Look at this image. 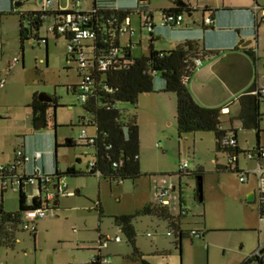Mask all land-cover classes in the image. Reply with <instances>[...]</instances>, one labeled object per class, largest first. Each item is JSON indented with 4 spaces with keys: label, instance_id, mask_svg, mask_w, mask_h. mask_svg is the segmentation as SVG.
<instances>
[{
    "label": "rangeland",
    "instance_id": "1",
    "mask_svg": "<svg viewBox=\"0 0 264 264\" xmlns=\"http://www.w3.org/2000/svg\"><path fill=\"white\" fill-rule=\"evenodd\" d=\"M38 1L24 2L19 11L39 10ZM226 1L227 6L244 4V0ZM199 2L202 6L207 4L213 7L214 11L222 10V0ZM70 5V0H62L63 7L69 8ZM84 5L85 9L92 10L93 0H84ZM124 5L130 6L131 11L135 12L130 18L135 33L132 41L134 44L141 41V44L135 45L131 50L133 58L149 54L151 33L143 28V23L151 15L156 26L153 32L156 51L173 49L185 34L191 41H201L204 47V36L210 41L215 37L211 28H202V9L192 17L183 13L184 25L170 29L161 27L160 21L161 11L174 6L172 0H96L99 9ZM193 19L196 23L192 22ZM186 24L189 30L196 31L181 33L182 30L185 31ZM49 26L50 23L45 22L37 36L47 38L48 45L32 37L25 41L22 52L18 15L11 14V10L0 14V50L4 46L0 54V80L4 78L7 81L6 88H0V147L14 155L21 148L34 153L45 151L46 146L51 145L52 153L47 158L54 171L57 169L66 172L73 165L84 172L90 158L81 156V165H77L75 159L82 153V149L79 146L66 148L63 145L66 140L77 139L82 129L75 125L82 119L88 122L90 117L79 103L78 97L72 94L71 87L76 86L79 80L76 66L67 62L66 42L64 38L48 34ZM231 30L234 29L219 31L218 35L232 32ZM197 34L203 35V38L193 39ZM129 37V34L120 36L122 48L128 46ZM263 38L262 36L258 51V72L256 73L251 60V84L245 91L252 89L257 76L260 86L264 87ZM252 47L255 50L257 45ZM14 58H18L20 62L14 64ZM154 82L155 87L164 83L160 77H156ZM34 92L57 98L59 102L58 108L47 110L42 129H36L32 110L27 107ZM241 96L231 98L230 106L233 111L229 118L239 114L240 109L236 112L234 110ZM119 107L127 110L137 108L140 112L137 124L141 177L112 186L97 177L65 178L69 191L79 190L80 196H60L57 210L47 211L45 219L29 223L37 227L35 239L30 232L19 229L13 247H0V264H89L93 250L99 247L100 236L109 239L120 237L122 241L120 244L112 241L109 249L103 250L105 257L107 251L110 254L107 256L110 264H142L139 260H132L135 249L147 264H242L250 258L264 242V229L260 228L257 205L248 204L247 197H241L240 191L245 187L254 190L255 180L242 185L236 173L225 171L228 155L218 150L213 133L179 137L174 95L142 94L137 105L121 104ZM260 113L259 142L264 146V104L260 105ZM232 127L237 130L239 147L243 152L256 149L255 131L242 130L241 124L236 120ZM86 132L92 134L93 130L86 129ZM55 144L59 146L56 152ZM184 163L188 164L189 172L202 170L201 203L196 197V176L179 174ZM239 164L241 171L247 166H254L243 155H239ZM163 188L168 189L173 208L178 207L177 199L180 197L188 211V215L182 219L183 230L209 231L204 239L194 236L193 239H184L181 246H178L175 236L169 235L172 230L167 222L156 217L136 216L145 206L156 204V195ZM36 189V186L28 184L25 190L36 193ZM98 203L102 207V218L95 210ZM53 207L52 204L51 208ZM5 209L13 212L19 210L18 193L6 192ZM173 213L178 215L177 211ZM124 215L135 216L132 222L136 233L134 245L129 243L127 236L115 224L114 217ZM26 224L28 222L24 221L23 226Z\"/></svg>",
    "mask_w": 264,
    "mask_h": 264
},
{
    "label": "trees",
    "instance_id": "2",
    "mask_svg": "<svg viewBox=\"0 0 264 264\" xmlns=\"http://www.w3.org/2000/svg\"><path fill=\"white\" fill-rule=\"evenodd\" d=\"M26 1L30 0H24V2ZM19 9L15 8L11 0V14L18 15L20 20V42L23 52V46L26 40L32 37L36 41L38 40L36 30L46 20L40 16L35 18L39 15L37 11L20 12ZM208 10L204 9V12H209ZM192 12L193 10L190 4L178 1L175 3V7L164 10L161 14L180 15L183 13L191 14ZM134 13L131 10H99L94 5L92 11L87 14L90 21L85 25V28L95 32L97 36L96 47L98 49H104L106 51L110 48H116L131 54L129 49L122 48L120 45V28L125 20L131 18ZM44 14L57 25H63L66 17L72 14V10H54ZM203 28L204 30L207 29L206 27ZM68 34L58 36L54 33L52 35L55 38H64L67 44L70 35ZM150 35V49L147 56L140 58H133L132 56L122 58L118 60L117 66L110 67L103 72H95L94 90L88 101L82 105L90 117L89 121L86 122L85 119H82L75 125L81 128L82 131H86V129L93 130L92 134L86 132L88 135L94 137L93 145H82L74 140H66L63 145L66 148L79 146L88 149L92 154L91 162L94 163V166L89 168L91 162H88L87 170L84 172L76 170L75 168H68L64 173L56 172L51 175L52 178L61 180L65 178L96 177V173L98 172L100 173V179L106 181L111 186L119 185L126 180L140 178L139 127L135 116L127 118L126 122L122 121V115L125 109L119 106L121 104L134 106L138 104L140 95L156 94L157 91L155 90L154 82L156 77L162 78L164 82V88L160 93L172 94L176 98V121L179 137L181 138L184 135L196 133H213L217 139L218 150L228 155V165L224 168L225 171L234 172L238 175L240 170L236 168L232 171L229 160L232 156L244 155L246 153L241 151L238 146L229 148L221 145V139L226 133L225 130H233L234 120L239 121L242 130L255 131L258 144L256 148L260 146V121L262 117L260 105L264 104V102L261 95H252V92L256 89H251L239 99V114L234 118H229L231 117L230 114L225 115L222 113L225 106L220 108L201 106L194 99L188 88L189 80L199 68L195 66L197 60L203 63L205 60L217 57L218 52L207 51L201 41H186L169 51L159 52L154 49L153 33ZM254 54V51L249 53L253 62H255ZM67 58H72V55H67ZM71 63L76 66L75 61L71 60ZM76 72L78 76L77 66ZM74 89H76V96L78 97V85L74 86ZM30 108L32 110L33 121L37 123L39 120H44L47 110L50 108H58V104L49 105L40 103L38 95H34ZM225 125H229L228 128H223ZM234 133L237 134V130H234ZM58 147L55 144V152ZM201 171H179V174L186 176L195 175L198 179L201 177ZM54 189H56V185H54ZM1 193L4 194L5 191ZM18 195L19 210L17 212H6L3 208L2 197L0 198V247L4 246L7 248L15 245L17 231L19 229L25 231L22 226L28 212L43 207L47 210L49 209L48 203L44 201L42 195L32 199L31 203L28 202L24 188H22ZM196 197L199 202L198 189L196 191ZM95 210H97L99 217L102 218L103 211L101 204L98 203ZM136 216L156 217L161 221L167 222L172 230V233H169V235L175 236L178 246L182 244L184 239H193L194 235H199V239H204L207 233L183 230L182 219L186 215L180 213L178 216H174L169 206L160 204L145 206ZM134 218L135 216L128 215L114 217L115 224L121 228L122 232L127 236L129 243L132 245L135 243L136 236L132 224ZM36 231L30 232L34 238ZM105 239L103 236H100L99 242ZM262 257L251 256L244 264H251L253 262L263 264ZM132 260H139L142 264H147L143 260V256L136 249Z\"/></svg>",
    "mask_w": 264,
    "mask_h": 264
},
{
    "label": "built area",
    "instance_id": "3",
    "mask_svg": "<svg viewBox=\"0 0 264 264\" xmlns=\"http://www.w3.org/2000/svg\"><path fill=\"white\" fill-rule=\"evenodd\" d=\"M72 14L68 15L65 19V23L62 25H57L52 20H49L47 15L44 13L52 12L55 9L57 0H41L40 9L37 10L38 14L35 18L41 17L42 19L48 21L50 26L47 30L48 34H56L58 36H63L69 33V40L66 44V54L72 55L71 60L76 62L78 67V76L79 83L77 84L78 89V101L80 104H85L90 95L94 90V74L95 72H103L108 70L110 67L117 66L119 59L127 58V51L119 50L116 48H110L109 50L104 51L96 47L97 36L94 31L86 29L85 25L90 21L88 17V12L82 11L81 4L84 0H70ZM12 4L24 5V0H12ZM16 8V7H15ZM67 11V10H63ZM255 14L261 12V18L256 19V23L264 22V8H261L257 5L254 7ZM183 15H162L160 26L164 28H172L180 26L183 22ZM213 22L211 19L207 18L204 21L205 26L211 25ZM155 23L150 18H146L143 23V28L149 30L150 33L155 29ZM123 34H129L130 39L134 37V31L131 27V19L127 18L124 24L120 28V36ZM45 42V40H37ZM95 44V46H93ZM134 45L129 43L125 49H131ZM1 52V50H0ZM105 52V53H104ZM103 54V55H102ZM97 55V56H96ZM96 56V57H95ZM14 64L19 63V59H14ZM116 64V65H115ZM202 62L197 60L195 62L196 67H200ZM6 85V80H0V88H4ZM252 95H261L264 102V88H258ZM223 114H230L229 106H225L222 110ZM122 121L126 122L127 117L122 115ZM233 130H225V135L221 139V145L223 147L235 148L238 146L237 134ZM94 137L88 135L86 131H82L75 141L79 142L82 145H93ZM15 160L13 164L8 166H0V190L2 191H12L13 193H20L22 188H26L29 184L36 186L38 194L33 197L36 198L39 195L44 196V201L47 203L52 202L55 198L64 196L72 197L75 194L69 191L68 185L65 179L57 180L52 178L51 175H44L36 167L32 172L27 173L25 167L31 163L36 162L41 158V153L35 152L31 155L24 153L22 150H17L15 152ZM244 158L248 162L254 163L253 168L245 169L238 174V181L240 184H247L250 179L255 180L256 189H255V204L258 207L259 223L260 228L264 229V146H259L258 148L246 152ZM239 155L232 156L229 160V164L232 166L238 163ZM94 163L89 164V168L93 167ZM189 166L187 163H184L180 167L181 172H186ZM96 177L100 179V173H96ZM56 185V189H54ZM156 204L163 206H170V198L168 189H161L160 192L156 195ZM47 209L39 208L35 211L28 212L25 217V221L28 224L23 226L25 231L34 232L36 230L35 226L29 225V223H34L37 220H41L46 217ZM184 211L182 210V214ZM199 238V235H194ZM119 243L121 240L119 237L114 239L106 238L102 242H99V247L94 251L93 255L90 258L89 264H110L108 257L102 255L103 250L107 249L109 242ZM264 252V243L260 244L259 249L252 255L255 257L261 258Z\"/></svg>",
    "mask_w": 264,
    "mask_h": 264
},
{
    "label": "crops",
    "instance_id": "4",
    "mask_svg": "<svg viewBox=\"0 0 264 264\" xmlns=\"http://www.w3.org/2000/svg\"><path fill=\"white\" fill-rule=\"evenodd\" d=\"M184 2L190 4L191 9L193 10V12L191 14H188L191 17H192V15H194L195 13L199 12L202 9V18H203L202 28L203 27H206L207 29L211 28L212 29L211 31L213 32L212 34L215 36L214 39H211V41L209 40V38L207 36H204L205 46H206L204 48L207 51L218 52L217 57L205 60L202 63V65L194 73L193 77L189 80L188 88H189L192 96L194 97V99L201 106L207 107V108H220V107H224L225 105H228L230 115H232L233 110H232V107L230 106L231 105L230 104L231 98H233L235 95H242L243 96L246 92L251 90L250 89L248 91H245V89H248V87L251 84L253 66H252V61H251L252 59L250 58L249 53H251L252 51L255 52V54H254L255 55V62H253L254 63V69H255L256 73L258 72L257 65H258V61L260 60V58L258 56V51H259L261 38H262V36L264 37V31H262V25H264L263 24L264 22H261V24L258 23V25H256L257 24L256 19L261 18L262 14H261V12L258 14H255L254 7H255V5H257L261 8H264V0H244V4H242L240 6H236V7L227 6V1L222 0V8H221L222 12L219 11V9H215V11H214L213 7H209L207 4H204L202 6L200 4L199 0H195V2H192L191 0H184ZM172 3L174 4V6L169 7V8H164L162 11L169 10V9L175 7L176 1L172 0ZM71 5L69 8L63 7L62 6V0H57V3L55 5V9L56 10H70ZM94 5L96 6V0H93V6ZM21 7H19V8H21ZM96 8H97V6H96ZM10 9H11V0H0V14H4V13L8 12ZM97 9H99V8H97ZM108 9L122 10V11H128V10L130 11L131 10L130 6H128V5H124V6L118 7V8H104V9H99V10H108ZM204 9H209L208 10L209 12H204ZM81 10L82 11H89V10L85 9L84 1L81 4ZM162 11H161V13H162ZM142 13L144 14V12H142ZM207 14H208V16H206ZM225 14H227V15H225ZM150 17L153 20L152 15ZM207 18L211 19L213 22L209 26L204 25V21ZM18 19H19V17H18ZM192 22L196 23V20L193 19ZM184 23H185V20L183 19L182 24L180 26L175 27V28L182 27L184 25ZM43 25L44 24H41L37 28L36 33H38V35H39V31L43 27ZM227 25H231V26H227ZM256 27H258L257 32H255ZM16 28H15V30H16ZM18 28L20 30V20H19V27ZM155 29H156V27H155ZM171 29H173V28H171ZM189 29H190L189 26L186 24L185 31L182 30L181 33H188V32H192V31H196V30H189ZM226 29H234V30H231L232 32H228L224 35H218L219 31H225ZM154 30H153V32H154ZM203 30H204V28H203ZM201 38H203V35L197 34L195 36V38H193V39H201ZM40 39H45L46 40L45 44L48 45V39L47 38L39 36L38 40H40ZM132 40L133 39L129 38L128 45H129L130 41L134 46L141 44V41H139V44H134V42ZM250 40L252 41V44H250L246 48H243L242 47L243 45L241 46L242 43H244L245 41H250ZM186 41H191L187 34H185V37H183V38L181 37V39L178 40V43H179L178 45L183 44ZM254 44L257 45L255 50L252 47ZM120 45H121V42H120ZM3 47L4 46H2L1 52L3 51ZM133 47H132V49H133ZM123 48H126V47L124 46ZM1 52H0V54H1ZM67 62L72 64L70 58L69 59L67 58ZM6 86H7V81H6V85L4 88H6ZM163 88H164V83L163 84L160 83L157 87H155V90L157 91V93H160L163 90ZM253 88H255V89L264 88V87L260 86V81H259L258 76L256 77V79L254 81V86L252 87V89ZM34 95H38V93L34 92V94L32 95V100H33ZM152 100L155 101L156 99H152ZM31 102L32 101L30 100V102L27 104V107H30ZM239 106H240V104L238 103V105L236 106L237 107L236 110H234L235 112L238 109H240ZM31 114H32V112H31ZM123 115L127 118L135 116L136 122H138L140 119V112L137 108H132L130 110L125 109V112L123 113ZM32 118H33V115H32ZM44 126H45V124H44ZM72 140H74V139H72ZM237 141H238V138H237ZM260 146H261V144H260ZM238 147H239V141H238ZM80 148L82 149V153L75 159L77 165H81V156H83L85 158L89 157L90 158L89 162H91L92 161V154L90 153V151L84 147H80ZM239 149L241 151H244L240 147H239ZM254 149L255 148H253L252 150H254ZM20 150H22L24 153H26L28 155L33 154L30 152H27L24 148H21ZM35 152H37V151H35ZM39 153H41V158L36 162L29 163L25 167L27 173L32 172L34 167L38 168L40 170V172L43 173L44 175H53L56 172L64 173L63 171H58L57 169L54 171L53 168L48 164V158L47 157L50 156L52 153V146L51 145H47L45 148V151H42ZM14 155H15V152H14ZM14 155L9 154L4 147H0V166H8L10 164H13V162L15 160ZM78 160H79V162H78ZM250 164L254 165V163H252V162H250ZM252 167L247 166L246 169H251ZM69 168H75L76 170H78L73 165H70ZM86 168H87V165H86ZM236 168L241 170V167L239 164V159H238L237 164H234L231 166L232 171ZM220 169H223V168H220ZM79 171H81V170H79ZM251 180H254V179H250V181L247 184H242V185H248L251 182ZM108 185L111 186L110 184H108ZM68 188H69V186H68ZM255 189H256V186H255ZM255 189L252 190L251 188L245 187V188L241 189L240 196L241 197L244 196V197L248 198L252 194L255 195ZM173 190H175V187L173 188ZM26 191L27 190H25V193H26L28 202L31 203L33 197L38 194V191H37V189H36V193H32V192L28 193ZM6 192L7 191H5L4 194H2L1 190H0V198L2 197L3 208L6 212H13L11 210L8 211L5 209ZM72 193L75 194L74 196H77V195L80 196V194H81V192L79 190H77L76 192H72ZM74 196H72V197H74ZM42 197L44 198V196H42ZM59 198L60 197H57L52 202L48 203V207H49L48 211H54V210L58 209ZM66 198H69V197H66ZM177 201H178V205H177L178 207H176V208H173L172 207V201L170 202L169 208H170L171 213L174 216H178L180 213H182V210H183L184 215L187 216L188 211H186V209L184 208V205H183L181 198L179 197L177 199ZM52 204L54 205L53 208H51ZM248 204L255 205V200L253 202H248ZM173 211H177L178 215L174 214ZM14 212H17V211H14ZM45 218H43V219H45ZM36 230H37V227H36ZM206 232L207 233L204 236V238L209 234V231H206ZM36 235H37V231H36ZM35 238H36V236H35ZM121 242L122 241H120L119 243H116V244H120ZM109 245H110V243H109ZM109 245H108L107 249H105V250L109 249ZM105 254H106V257L110 255L108 253V251ZM102 255L104 256L103 252H102ZM262 258H263V264H264V254H263ZM246 261H244L242 264H244ZM251 264H258V263L253 262Z\"/></svg>",
    "mask_w": 264,
    "mask_h": 264
},
{
    "label": "water",
    "instance_id": "5",
    "mask_svg": "<svg viewBox=\"0 0 264 264\" xmlns=\"http://www.w3.org/2000/svg\"><path fill=\"white\" fill-rule=\"evenodd\" d=\"M141 1H145V0H141ZM39 4H41V0L38 1ZM179 5H183V4H179ZM21 5H16L15 7L16 8H19L21 7ZM258 30V27L255 28V32H257ZM250 44H252V41H247L246 43L243 44V48H246L247 46H249ZM131 55H128L127 58H129ZM74 94H76L77 92L74 91L73 92ZM38 100L40 103H46V104H52L53 102V98L46 95V94H40L38 95ZM45 122L43 120H39L37 123H36V129H42L43 126H44ZM198 193H199V202L201 203L203 201V193H202V178L199 177L198 178ZM255 200V195L252 194L250 197L247 198V202H253Z\"/></svg>",
    "mask_w": 264,
    "mask_h": 264
},
{
    "label": "flooded vegetation",
    "instance_id": "6",
    "mask_svg": "<svg viewBox=\"0 0 264 264\" xmlns=\"http://www.w3.org/2000/svg\"><path fill=\"white\" fill-rule=\"evenodd\" d=\"M71 89H72V94H73V95H76V94L73 93L74 91H76V89H74V86H72ZM76 92H77V91H76ZM54 104H59L57 98H53V102H52V104H49V105H54Z\"/></svg>",
    "mask_w": 264,
    "mask_h": 264
}]
</instances>
